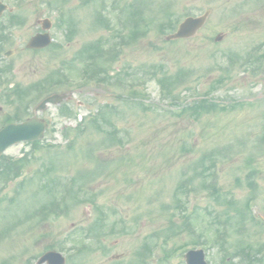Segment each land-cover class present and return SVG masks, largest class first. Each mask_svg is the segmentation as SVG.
Listing matches in <instances>:
<instances>
[{
	"label": "rangeland",
	"instance_id": "1",
	"mask_svg": "<svg viewBox=\"0 0 264 264\" xmlns=\"http://www.w3.org/2000/svg\"><path fill=\"white\" fill-rule=\"evenodd\" d=\"M154 1L138 12L144 20H138L143 32L136 41L120 45L117 60L104 63L107 74L116 77L74 87L72 92L63 90L69 94L74 117L58 116L53 105L36 114L48 122L47 129L53 128L46 131L43 143L52 147L31 153L30 145L20 143L5 152L13 158L26 153L28 160L18 178L0 186V264H35L39 254L55 245H64L65 256L75 255L73 260L66 256L65 264H140L136 252L146 243L155 244L150 264H185L183 254L171 248L198 240L206 241L203 250L209 264L226 260L222 254L234 242L254 250L264 248V224L251 222V216L264 222V68H240L241 55L264 41V0ZM4 2L26 17L22 26L11 28L8 45L14 54L8 61L12 72L4 76L10 85L19 83L22 88L49 78L84 43L105 37L117 43L123 16L138 14L134 0L85 2L81 7L80 0H67L59 20L56 7L50 5L58 7L55 0H26L24 5L16 0ZM168 2L179 22L186 14L209 10L205 26L192 38L167 40L150 19L155 13L161 16ZM97 13L107 18L108 28L93 26ZM42 18L52 22V42L61 49L48 47L39 53L26 49L27 39L40 29ZM68 22L73 33L66 41ZM219 32L225 36L215 42ZM178 70L184 71L186 85L175 89V100L163 99L155 76ZM130 88L147 108L135 106L133 99L124 96ZM7 91L0 86V121L14 109L11 100L15 98L7 97ZM200 97L227 107L213 105L215 112L210 113L201 110L199 119L189 111L172 114ZM99 103L112 107L104 112L106 119L87 124L88 129L80 126L84 128L76 129L77 134L71 130L76 145L67 149L61 131L76 128ZM35 105L31 102L19 117L34 114ZM107 132L123 144L99 150L91 145L90 141L104 139ZM71 177L76 178L75 187L88 183L94 204L79 203L61 216L40 217L34 210L48 201L45 190L60 189ZM39 180L47 187H40ZM201 181L207 182L205 187ZM209 186L234 204L217 199ZM236 206L241 209L235 210ZM100 209L107 211L109 226L98 244L92 242L88 250L79 252L70 243L64 244L71 231L94 224ZM112 224L113 232L107 234ZM215 234L223 235L231 246L220 238L219 244L213 243Z\"/></svg>",
	"mask_w": 264,
	"mask_h": 264
},
{
	"label": "trees",
	"instance_id": "2",
	"mask_svg": "<svg viewBox=\"0 0 264 264\" xmlns=\"http://www.w3.org/2000/svg\"><path fill=\"white\" fill-rule=\"evenodd\" d=\"M156 21L157 26L160 28V31L165 32L166 29L169 28H173L172 26H169L172 23V19L171 17H165V19H162V17H157L156 19H154ZM179 79V75L178 73H175L174 76H170L167 75V72L161 71V75L159 76H155V81L156 83H158L160 85L161 88V94L164 97L170 98V99H174L176 94H174V90L175 87L177 86V84ZM130 93H136L135 90H130ZM134 105L138 106H143L142 103H133ZM191 105H188L187 108L185 110H183V112H187L189 111L192 115H194L195 118H199L200 115V111L202 110H207L210 103L208 104L206 102V100L200 99L198 101H193L192 103H190ZM109 107V106H108ZM108 107L105 106L103 107L105 110V114L108 112ZM144 107V106H143ZM210 108L207 110L209 111ZM61 112H63V110L61 109ZM101 117V119H106V117L104 116V112L103 109L100 110V112L98 113ZM113 130L116 132L118 131L117 129H115V127L113 128ZM112 131V132H114ZM67 136V133H66ZM115 136H112L111 134L109 135V133L107 132V135L104 139H101L97 142L94 141H90L92 145H95L97 147V149L99 148H108L112 145H118L121 146V144H123V142H119L118 139H115ZM112 140V141H111ZM110 141V144H107V142ZM75 144L73 143V146ZM70 149H72V146ZM81 150H82V146ZM26 156V154H25ZM5 157H2L1 161H0V176L3 177L4 180L6 179H10V178H14L16 176H18L19 173V167L21 162L26 161L27 157L22 158L21 160L17 161V160H13L10 158V160L8 159H3ZM54 182V181H53ZM205 186L206 182L205 181H201V186ZM47 187V184H46ZM63 188L61 187L60 189H53L51 191L47 190V195L49 197V201L46 202L45 204L40 205V207L37 208L36 211H41V210H45V209H49V211L52 214L57 215V211L61 208V211H64L68 208L69 204H67V200H73L76 203H79V201H86V202H90L92 201L93 198H89L88 193H85V190L83 188H78V192L74 190V188H71L70 186L67 188H64L63 193H62ZM212 192H216L217 193V199H222L224 204L227 205H232V201L228 198H223L221 197V193L219 191L216 190V188L213 186L211 187ZM80 192H83L84 194L82 195V197L78 198V194ZM67 198V199H66ZM58 199L60 200V205L58 203H56L58 201ZM52 206V207H51ZM51 207V208H50ZM239 211V209H236ZM101 221L96 222L95 227H97L98 229H102L103 227V218L100 219ZM83 234H87V233H70L67 237H66V242H70L74 247H77L78 250L81 249H89L91 247V243L88 239L87 236H83ZM151 244L146 243L143 245L145 252L149 253V251H152V249L154 248L153 246H150ZM185 245H182L180 247H183ZM244 250L243 248L238 247V252L237 254L235 253L233 256H237L240 254H243ZM147 255V254H146ZM247 256V254H246ZM253 259L260 261L259 258H256L255 255H253Z\"/></svg>",
	"mask_w": 264,
	"mask_h": 264
},
{
	"label": "water",
	"instance_id": "3",
	"mask_svg": "<svg viewBox=\"0 0 264 264\" xmlns=\"http://www.w3.org/2000/svg\"><path fill=\"white\" fill-rule=\"evenodd\" d=\"M207 12L205 15L201 17H188L186 18L180 25L179 29L173 35L168 36V38H184L188 36H192L195 31L202 26L207 17ZM39 37V36H38ZM35 37L31 39L29 42V46L35 47L38 46L37 38ZM48 35H45L44 43L49 44ZM64 96V95H63ZM63 96L52 95L50 97L45 98L37 109L41 110L45 106L47 102L49 103H58L63 100ZM46 125V122L43 120H39L36 117H31L30 119L19 122V124L11 123L7 126L0 129V153H2L10 144L18 143L22 140L31 141L34 139H39L43 135V130ZM47 262V264H63L64 258L54 252H47L44 254L39 260L38 264L43 262ZM185 262L187 264H207L204 261V254L202 250H193L188 251L185 254Z\"/></svg>",
	"mask_w": 264,
	"mask_h": 264
},
{
	"label": "flooded vegetation",
	"instance_id": "4",
	"mask_svg": "<svg viewBox=\"0 0 264 264\" xmlns=\"http://www.w3.org/2000/svg\"><path fill=\"white\" fill-rule=\"evenodd\" d=\"M11 9V8H10ZM6 12V11H5ZM10 12V11H9ZM6 51L7 50H5V52H3V56H5L6 55ZM14 54V50L12 51V53H11V55H13ZM0 62L1 63H5V61H3V60H0ZM5 67V66H4Z\"/></svg>",
	"mask_w": 264,
	"mask_h": 264
}]
</instances>
